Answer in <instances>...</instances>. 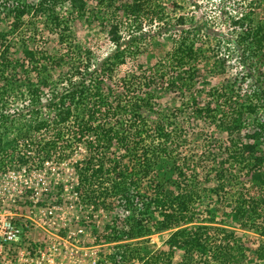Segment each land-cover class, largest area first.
<instances>
[{
    "label": "trees",
    "instance_id": "trees-1",
    "mask_svg": "<svg viewBox=\"0 0 264 264\" xmlns=\"http://www.w3.org/2000/svg\"><path fill=\"white\" fill-rule=\"evenodd\" d=\"M65 2H71L75 8L84 3L83 0H0V18H3L2 14L13 17L9 30L0 33V129L3 131L14 124L23 128L12 139L14 142L8 145L15 144L18 139L30 141L36 145V152L42 154L43 159L54 157L68 163L77 176L75 187L83 188V200L97 208L104 205L113 213L112 229L116 240H131L148 236L154 231L174 228L165 241L166 249L157 250L146 260V249H135V243H126L124 250L128 259L138 258L144 260V264H240L245 252L250 249L240 243L229 225L241 221V226L252 228L264 237V156L254 155V144L240 136V131L246 128L248 132L256 130L259 133L257 137H264V118L257 115L258 106L251 97L245 98L246 101H235L239 105H232V114L227 117L218 105L215 109L210 108L211 101L204 107L193 101L195 108L191 114L206 117L229 135V144L224 148L227 157H216L211 166L217 183L209 188L202 186L196 168L187 174L188 168L184 169V164L175 163L172 153L175 133L163 121L151 128L138 111L139 100L146 106L150 98L132 95L135 74L115 80V88L107 86L105 91L100 89L102 82L112 78L110 73L121 63L125 50H116L99 67L91 69L90 59H81V55L89 51L81 52L80 46L70 41L72 33L69 24L55 12V7ZM140 6L141 3H133L123 9L131 11L136 20ZM30 9L45 15L40 24L47 32L55 30L59 43L66 45L65 51L52 53L51 47L46 49L32 45L30 38L33 35L28 33L20 39L23 56L13 58L8 54V38L20 30L22 16ZM247 18L244 15L233 20V24H238L236 26L241 30L238 36L242 51H251L256 57L263 56L264 25L258 23L246 27ZM113 27L116 28V25ZM111 39L117 41L115 36ZM195 51L191 46L185 47L184 55L187 59L195 58ZM178 61L180 65L186 63L180 57ZM63 66L68 68L65 72L59 70ZM154 72L162 71L154 68ZM182 75L183 72H180V79ZM188 78L192 82L193 74H189ZM121 95L128 98L121 99ZM14 96H24L28 109H11L12 104H7V100L11 98L15 101ZM43 96H47L45 113L40 109ZM223 97L225 101L235 99L232 93L220 91L216 100ZM219 112L221 115L218 116ZM36 130L44 134L39 138L33 134ZM80 142L87 143L88 151L86 157L79 159L75 158L73 150ZM113 145L124 151L117 153L112 149ZM2 148L7 147L4 145ZM165 160L173 163L177 174L172 181L173 187L160 181L156 169ZM243 174L248 179V188L245 182L239 180ZM207 176L206 172L205 177L200 178L208 180ZM236 185L239 187L234 188ZM141 186L146 190L141 191ZM204 191H208L210 196L214 194L215 200H220L221 193L223 198L230 193L227 204H224L229 210L217 202L209 208V215L204 221L215 224L216 216L220 215L219 224L214 226L219 233H224V239L217 245L208 241L211 225L200 223L195 212ZM112 196L117 197V206H110ZM120 206L126 214L125 219H119ZM155 216L158 218L155 219ZM176 252L182 259L173 263L171 258ZM253 252L251 264H264V241Z\"/></svg>",
    "mask_w": 264,
    "mask_h": 264
},
{
    "label": "rangeland",
    "instance_id": "rangeland-1",
    "mask_svg": "<svg viewBox=\"0 0 264 264\" xmlns=\"http://www.w3.org/2000/svg\"><path fill=\"white\" fill-rule=\"evenodd\" d=\"M83 1V5L79 4L81 6H77V8L71 6V2H65L55 7V12L64 17L71 28L72 39L70 41L79 45L81 52L89 51V53L82 54L81 59L89 58L91 69H96L105 59L112 57L116 50H125L120 60L121 63L113 67V71L110 73L112 78L109 77L110 79L102 82L100 89L105 91L107 86L115 88V80L135 74L136 80H133L135 90H131L132 95L150 98L148 102L150 106H145L142 100H139L138 111L145 118L146 124L153 128L159 121L166 123V127L176 135L172 143V146L175 147L172 150L175 163L184 164L183 168H188L187 174H190L191 169L196 168L201 185L208 188L214 186L217 182L211 166L214 165L216 157L217 159L227 157L224 148L229 144V135L206 117H195L191 114L195 108L193 101L196 100L199 107H204L211 101L210 108L215 109V106L218 105V108L223 110L222 114L230 117L232 105H239L235 101H246L245 98L249 97L250 99L251 97L253 103L258 106L257 115L264 118V84L262 83L264 81V53L263 56L258 57L252 56L251 51L243 53L239 43L240 36H238L241 32L240 27L236 26L238 24H233V20L246 15L248 17L244 24L246 27H253L258 23L264 25V0ZM133 3H141L140 14L136 20L131 11L123 9ZM2 17L0 18V33L3 34L9 30L13 17H4V14ZM44 18L45 15L36 14L31 9L22 16L23 22L20 30L13 37L9 36L8 38L7 52L11 57L20 58L23 56L20 39L28 33L33 35L30 38L32 45L46 49L51 47L52 53L54 51L61 53L66 50V45L59 43L55 30L47 32L43 29V24H40V21ZM114 25L116 28L113 27ZM111 36L117 37V41H113ZM189 46L196 49L195 58L187 59V56L184 55L185 47ZM1 50L2 46L0 45ZM179 57L183 58V61L186 60V63L180 65ZM154 68H158V71L162 72L155 73ZM67 69V66H63L59 70L65 72ZM180 72H183L182 79L179 76ZM161 73L163 76L160 77ZM189 74H193L192 82H189ZM171 81L174 82L171 83ZM139 85L140 87H138ZM220 91L225 94L232 93L235 96L234 101H225V97L216 100ZM120 97L121 99L128 98L122 95ZM46 98L47 96L42 97L43 105L40 106L43 113L46 109L44 106L47 102ZM10 99L8 98L7 104H12L11 109H23L24 111L28 109L24 96L16 98L15 101ZM217 115L219 116L221 113L219 112ZM19 131H23V128L18 124L3 131L0 129V151L1 149L2 151L6 149L15 151L18 148V141L13 145L8 144L14 142L12 139ZM33 134L41 137L44 133H39L36 130ZM258 134L256 130L248 132L246 128L240 131L243 140H250V143L254 144L253 154L263 157L264 137L261 135L257 137ZM234 137L237 138L236 134ZM256 137L257 142H255ZM4 145L7 147L6 149L2 148ZM86 147L87 143L84 142L76 145L73 150L75 158L86 157L88 151V147ZM112 149H115L117 153L124 151L116 145H113ZM126 159H124L125 162H127ZM54 160L63 161L58 158ZM60 167V170L65 172H68L66 167L70 168L68 163H65V166L64 164L60 165ZM156 169L160 175V181L165 186L173 187L172 181L177 175L173 169V163L170 160L162 161L156 166ZM206 172L208 180L201 179L200 176L204 178ZM245 175H241L239 180L245 182V187L248 188L249 183ZM71 179L69 177V181ZM235 187L238 188L239 185ZM143 189L146 190L141 186V191ZM249 191L252 192V188H249ZM229 194L226 193V198H223L221 193L220 200H215L214 194L210 196L208 191H204L201 203L196 205L195 212H197L199 222L211 225L208 234V241L211 245H217L224 239V233H219L214 226L219 224L221 217L220 215L216 216L215 224L204 221L209 215V208H212L214 204L218 202L220 206L225 207L224 204H227ZM109 201H111L110 206L112 207L118 205L115 196H112ZM98 209H94L95 214L99 215L98 217L112 218L113 213L109 208H104L105 215H100ZM225 209L229 210L226 207ZM118 211L119 219H125L126 214L122 211L121 206ZM157 218L158 216H155V219ZM240 223L241 221H238L237 224L231 223L229 229L234 231V236L240 240L244 247L250 249L245 252L239 263L251 264L253 250L264 241V237L252 228L241 226ZM172 231L174 228L154 231L148 236L131 239L128 243H135V249H146L148 252L146 260L148 256L157 253V250L166 249L165 241ZM181 259L178 252L171 258L173 263ZM196 261L198 262V258Z\"/></svg>",
    "mask_w": 264,
    "mask_h": 264
},
{
    "label": "built area",
    "instance_id": "built-area-1",
    "mask_svg": "<svg viewBox=\"0 0 264 264\" xmlns=\"http://www.w3.org/2000/svg\"><path fill=\"white\" fill-rule=\"evenodd\" d=\"M18 144L0 151V264H144L128 259L130 239L113 238L112 218L83 200L76 174L60 170L64 161Z\"/></svg>",
    "mask_w": 264,
    "mask_h": 264
}]
</instances>
